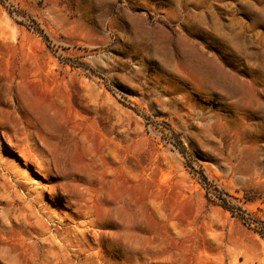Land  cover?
<instances>
[{"label":"rangeland","instance_id":"obj_1","mask_svg":"<svg viewBox=\"0 0 264 264\" xmlns=\"http://www.w3.org/2000/svg\"><path fill=\"white\" fill-rule=\"evenodd\" d=\"M0 264H264V0H0Z\"/></svg>","mask_w":264,"mask_h":264}]
</instances>
